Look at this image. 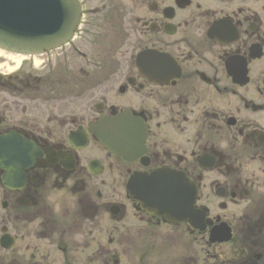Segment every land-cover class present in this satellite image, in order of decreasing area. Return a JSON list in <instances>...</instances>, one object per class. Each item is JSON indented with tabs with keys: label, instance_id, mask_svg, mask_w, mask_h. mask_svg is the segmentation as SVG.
<instances>
[{
	"label": "flooded vegetation",
	"instance_id": "1",
	"mask_svg": "<svg viewBox=\"0 0 264 264\" xmlns=\"http://www.w3.org/2000/svg\"><path fill=\"white\" fill-rule=\"evenodd\" d=\"M78 1L0 72V264H264V0Z\"/></svg>",
	"mask_w": 264,
	"mask_h": 264
},
{
	"label": "water",
	"instance_id": "2",
	"mask_svg": "<svg viewBox=\"0 0 264 264\" xmlns=\"http://www.w3.org/2000/svg\"><path fill=\"white\" fill-rule=\"evenodd\" d=\"M79 17L77 0H0V48L18 54H36L56 47L72 37ZM24 150L9 148L15 155L23 154ZM0 165L5 166L1 157ZM161 175L154 178L162 207L157 210L168 212V216L174 201L169 187L162 186L167 179Z\"/></svg>",
	"mask_w": 264,
	"mask_h": 264
},
{
	"label": "rangeland",
	"instance_id": "3",
	"mask_svg": "<svg viewBox=\"0 0 264 264\" xmlns=\"http://www.w3.org/2000/svg\"><path fill=\"white\" fill-rule=\"evenodd\" d=\"M26 60L22 56H18L12 53H0V72L11 73L17 71L18 67L24 66Z\"/></svg>",
	"mask_w": 264,
	"mask_h": 264
},
{
	"label": "bare ground",
	"instance_id": "4",
	"mask_svg": "<svg viewBox=\"0 0 264 264\" xmlns=\"http://www.w3.org/2000/svg\"><path fill=\"white\" fill-rule=\"evenodd\" d=\"M0 53H3L2 51H0Z\"/></svg>",
	"mask_w": 264,
	"mask_h": 264
}]
</instances>
